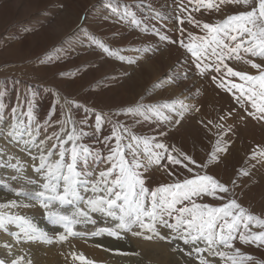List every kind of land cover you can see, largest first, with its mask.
Returning <instances> with one entry per match:
<instances>
[{
    "label": "rangeland",
    "instance_id": "374dc122",
    "mask_svg": "<svg viewBox=\"0 0 264 264\" xmlns=\"http://www.w3.org/2000/svg\"><path fill=\"white\" fill-rule=\"evenodd\" d=\"M186 1L111 0L113 7L117 4L120 7L119 13H113L107 7L109 0H0V124L10 123L12 108L19 105V118L26 126L30 124L35 137L37 133L34 130L39 126L37 144L45 137L53 136V133L63 139L71 131L74 121L78 131L83 129L86 132L82 142L107 154L111 145L106 146L103 137L110 134L111 123L102 121L103 127L98 130L96 115H111L136 103L158 104L182 100L200 108V112H186L179 124L169 125L165 129L166 142L192 155L199 163L206 161L211 151L208 141L213 139L210 134H206L201 120H212L214 125L219 122V115L235 110L238 115L227 121L234 129L233 133H229V151L218 162L209 164L207 172L222 182L236 179L239 187L235 191L239 202L255 215L264 218V162L249 161L256 165L249 177L237 178L236 175L237 170L245 166L252 150L257 145L264 146V123L247 117L229 94L216 88L209 74L201 76L194 68L190 54L178 43L181 25L177 23V17L186 15L181 11L182 8L192 9V5ZM125 4L133 16L124 15ZM242 10H245L242 5L223 4L219 12L201 9L199 12L193 11L192 15L196 20L214 23ZM133 19L139 23H132ZM153 25L160 35L156 34ZM182 27L185 29V42L188 41V33L205 34L187 20ZM161 35H167L169 40L161 39ZM94 40L104 41L115 54L107 55L94 44ZM120 55L125 60H119ZM246 58L261 62L258 57ZM129 60L134 63H129ZM229 64L238 71L256 74V70L243 60L231 61ZM182 73H187L186 78ZM26 102H30L31 121L26 116ZM241 117L244 119L241 120ZM111 118L125 122L135 134L158 135L155 117L152 121L139 124L135 122L141 119L138 116L122 114ZM55 142L54 136L47 140L45 151ZM70 143L65 147H69ZM9 144L10 138L0 135V154H4V160L10 155ZM54 158L58 157L54 154ZM141 158H144L142 146ZM26 161L19 159V166L23 168L26 165L22 174L13 168L0 167L1 193L21 197L16 195L17 191L39 190L36 185L27 182L40 179L30 170L33 162ZM11 163L17 164L13 159ZM105 167L104 163H99L96 172ZM175 167L184 176L189 175L180 166ZM147 175L149 188L173 182L172 177L160 166L150 168ZM207 202L214 203L210 198ZM55 208L59 210L53 205V210ZM37 210L39 212L27 215L34 217V224L46 230L50 227L54 231L62 227L51 224L44 215V209ZM93 218L97 221L95 225L78 224L75 231L91 232L99 227L113 226L110 220L106 224L99 214L94 213ZM260 230L258 227L253 228V231ZM70 238L76 240L74 243H87L86 240L96 242L104 247V254L115 259L117 264H133L130 260L134 264H193L194 260L195 264H199L198 259L179 250L173 251V243L155 238L148 240L127 232L121 233V238L106 234ZM180 243L187 252V247ZM234 244L242 253L264 260V247L241 244L238 240ZM116 250L134 254L121 255ZM202 255L210 264H224L220 257L208 252Z\"/></svg>",
    "mask_w": 264,
    "mask_h": 264
},
{
    "label": "snow or ice",
    "instance_id": "6c2138e0",
    "mask_svg": "<svg viewBox=\"0 0 264 264\" xmlns=\"http://www.w3.org/2000/svg\"><path fill=\"white\" fill-rule=\"evenodd\" d=\"M189 3L192 9L182 8L181 11L186 15L177 17V23L181 25L178 43L190 54L194 68L201 76L209 74L216 88L229 94L247 117L264 123V0H189ZM223 4L242 5L245 10L214 23L196 20L192 15L193 11L199 12L201 9L219 12ZM107 7L113 13L120 12L119 5L113 7L111 0ZM123 13L133 16L126 4ZM185 20L205 34L188 33V41L185 42V29L182 27ZM132 23L139 21L133 19ZM153 29L160 35L155 25ZM161 39L169 40V37L161 35ZM93 42L107 55L115 54L104 41ZM247 56L258 57L261 62L248 59ZM118 58L125 60L123 55ZM241 60L255 69L256 74L238 71L229 64ZM129 63L134 61L129 60ZM182 75L186 78L187 73ZM26 103V116L31 121L30 102ZM18 108L19 105L12 108L10 123L0 124V135H6L12 143L23 142V150L31 156L32 170L39 175L40 180L27 181L36 185L38 191L21 190L16 195L39 202L46 219L51 224L62 226L63 231L50 236L27 216L12 211L31 205L18 203L17 200L0 203V230L15 238L12 243L2 244L6 254H0V264H32L30 259L25 261L24 255H14L13 248L18 243L36 240L64 243L69 241V237H99L105 234L121 238V233L125 232L148 240L155 238L173 243V251L179 250L194 257L199 260V264H210L202 255L205 252L220 257L224 264H264V260L242 253L234 244L238 240L241 244L264 247V218L255 215L239 202L235 191L239 187L236 179L222 182L207 172L209 164L218 162L229 151V133H233L234 129L227 121L238 115L235 110L219 115V122L214 125L212 120H201L206 134H210L213 139L208 141L211 151L206 161L198 163L192 155L166 142L165 129L169 125L179 124L186 112H200V108L182 100L158 104L136 103L111 115H96L98 130L103 127L102 121L111 123L110 134L103 137V143L111 145L107 154L93 145L83 143L86 132L83 129L78 131L74 121L71 131L63 139L53 133L56 142L45 151L46 141L53 139V136L45 137L37 145L30 124L26 126L20 120ZM122 114L141 117L135 121L137 124L152 121L155 117L158 135L135 134L125 122L111 118ZM68 119L71 120V117L68 116ZM34 131L38 135L39 126ZM25 135L31 139L23 140ZM69 142L70 146L65 147ZM33 147L38 149V155H33ZM54 154L58 158H54ZM12 159L9 156L4 160L3 154H0V167L13 168L22 174V166L11 163ZM252 160L264 162V146L257 145L252 150L245 166L237 170V178L250 176L251 170L256 167L249 163ZM101 162L106 167L97 173L96 166ZM153 166L163 167L173 182L149 188L147 174ZM175 166H180L189 175L184 176ZM208 198L214 203L207 202ZM53 205L70 208L71 211L53 210ZM94 213L99 214L106 224L110 220L113 226L99 227L91 232L75 231L78 224L95 225L97 221L93 218ZM10 226L15 231L10 232ZM254 227L262 230L253 231ZM180 242L187 247V252ZM116 251L121 255L134 254ZM69 255L73 264L76 261L96 264L82 252L72 251Z\"/></svg>",
    "mask_w": 264,
    "mask_h": 264
},
{
    "label": "bare ground",
    "instance_id": "6f19581e",
    "mask_svg": "<svg viewBox=\"0 0 264 264\" xmlns=\"http://www.w3.org/2000/svg\"><path fill=\"white\" fill-rule=\"evenodd\" d=\"M187 4L189 2L186 1ZM50 44V43H49ZM153 63V62H150ZM113 65V64H112ZM155 65V64H154ZM62 67V66H61ZM46 71V70H45ZM43 72V71H42ZM144 72V71H143ZM53 73V72H52ZM145 74V73H144ZM143 74V75H144ZM153 74V73H152ZM157 74V73H156ZM146 76V75H145ZM150 76V75H149ZM134 80V78H133ZM135 81V80H134ZM138 82V81H137ZM183 86V85H182ZM188 86V85H187ZM185 87V86H184ZM181 88V86H180ZM145 89V88H144ZM171 89V88H170ZM178 89V88H177ZM139 91V90H138ZM137 91V92H138ZM178 91V90H177ZM170 92V91H169ZM181 92V90L179 91ZM165 93V92H164ZM168 93V91H167ZM184 94V92H183ZM139 95V94H138ZM165 95V94H164ZM179 95V94H178ZM185 95V94H184ZM183 95V96H184ZM132 96V95H131ZM187 96V95H186ZM132 98V97H131ZM128 100V99H127ZM135 101V99H134ZM175 101V100H174ZM35 136V135H34ZM38 136V135H37ZM36 136V144H37V138ZM39 137V136H38ZM31 139L29 136L25 135L23 137V140H29ZM40 139V138H39ZM7 145V144H6ZM38 145V144H37ZM8 147V145H7ZM24 144L23 142H19V143H12L10 142L9 144V151L8 153H10L9 156L13 157V161L15 160V163H19V159H26L27 161L33 162L31 159V156L28 155L27 151H24ZM6 148V147H5ZM7 150V149H6ZM33 155H37L38 154V149L33 147L31 149ZM4 155V154H3ZM5 159V158H4ZM26 161V163H27ZM38 161V160H37ZM29 163V162H28ZM32 164V163H31ZM102 165V164H101ZM19 166V165H18ZM26 166V165H25ZM24 166V167H25ZM31 166V165H29ZM23 167V168H24ZM102 167V166H101ZM32 169V167H30V170ZM97 169V168H96ZM26 170V169H25ZM99 171L101 169H98ZM37 174V173H36ZM38 178L40 179L39 175L37 174ZM14 188V187H13ZM33 189V188H32ZM35 189H37L35 187ZM34 189V190H35ZM31 190V189H30ZM33 191V190H32ZM13 193V192H12ZM9 200H17V202H23L24 204L27 205H31L28 208H19V209H14L12 211H17L22 215H29V213H33V212H39L37 210V208L41 209L39 205V202L37 201H33V200H29L26 199L24 200L21 197H16V196H11L9 194H3L0 192V203H6ZM56 207H58L59 210H64L65 208H61L59 205H55ZM57 208H55L54 210H56ZM44 211V210H43ZM35 214V213H34ZM39 214V213H38ZM43 215V214H42ZM28 218H30L33 223H34V217L27 216ZM36 222V221H35ZM38 223V222H37ZM38 225V224H37ZM49 225V224H48ZM39 227V226H38ZM44 227V226H43ZM40 229H43L44 231L48 232V234L51 236L53 233H57V232H61L63 231L62 227H58L56 228V231H54L52 228L47 227V230L39 227ZM77 229V228H76ZM11 231H15L14 228H12L10 226V232ZM54 235V234H53ZM131 238V237H130ZM14 237L8 233H5L3 230H0V254H5L6 250L2 247V244L4 242H9L12 243L14 241ZM79 239H84V238H79ZM89 239V238H88ZM92 240V239H91ZM90 240V241H91ZM95 240V239H93ZM98 240V238H97ZM133 240V239H132ZM56 240H52V242H47V241H43V240H36V241H32V242H22V243H18L14 245L13 248V252L14 255H24L25 256V261L27 262V260H31L32 264H73L72 258L69 255L70 252L75 251L77 253L82 252L88 259H91L93 261L96 262V264H117L113 259L108 256V254H104L103 250L104 247L101 245H98L96 242H89L88 240L87 243H74L76 240H73L69 237V241L68 242H64V243H58V241ZM84 241V240H83ZM104 242V241H103ZM106 242V241H105ZM130 244V243H129ZM128 244V245H129ZM135 244V243H134ZM131 245V244H130ZM106 246V245H105ZM18 247V248H17ZM131 247V246H130ZM106 251V250H105ZM110 252V251H109ZM130 253V252H129ZM118 257V256H117ZM125 257V256H124ZM131 263L134 264V262H132V260H130ZM75 264H81V262L76 261Z\"/></svg>",
    "mask_w": 264,
    "mask_h": 264
}]
</instances>
